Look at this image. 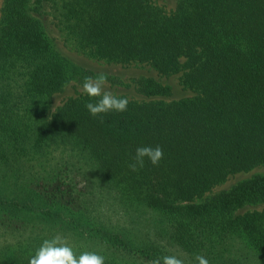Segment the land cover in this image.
Instances as JSON below:
<instances>
[{"label":"trees","instance_id":"16d2710c","mask_svg":"<svg viewBox=\"0 0 264 264\" xmlns=\"http://www.w3.org/2000/svg\"><path fill=\"white\" fill-rule=\"evenodd\" d=\"M40 1L0 0V160L19 171L52 146L73 144L105 183L81 174L73 189L0 192V214L15 228L44 224L0 264H28L57 234L78 237L77 254L98 251L106 264H153L163 255L185 264H196V255L209 264H264V209L237 211L264 202V175L205 196L231 174L264 165V0H178L173 10L156 0H56L58 24L75 48L180 74L193 93L163 99L172 86L141 76L137 91L150 99L119 95L129 99L127 111L97 116L85 94L44 113V99L72 75L97 74L77 64L70 71L32 12ZM141 144H159L164 155L134 172L128 165ZM107 205L116 218L102 213ZM234 236L254 260L234 250Z\"/></svg>","mask_w":264,"mask_h":264},{"label":"rangeland","instance_id":"374dc122","mask_svg":"<svg viewBox=\"0 0 264 264\" xmlns=\"http://www.w3.org/2000/svg\"><path fill=\"white\" fill-rule=\"evenodd\" d=\"M157 3L163 5L167 10H173L178 0H156ZM35 10L33 14L38 17L45 29L49 40L60 54L67 59L66 63L69 69L77 64L84 69L92 70L97 75L103 74L106 76L105 89L116 95H126L128 98L135 99H150L137 91L135 78L141 76L153 77L156 80L172 86V94L163 99H179L192 95L193 93L186 89L180 82V74L172 76H162L155 69L146 64H131L123 65L116 63H107L90 57L77 48L69 41L66 35L61 31L58 24L56 8L58 7L56 0H41L34 3ZM84 80H79L75 75H72L70 81L66 84L63 90L54 93L44 99L46 111L49 114L62 106L68 99L77 97L83 92ZM160 98V97H159ZM88 159L81 157L78 148L73 144L54 145L47 151L46 154H40L39 160L34 164H26L19 171H9L7 166L0 160V192L8 194L10 188H16L21 193L26 189L42 190L43 192L52 193L53 188L65 187L73 189L78 185V179L85 175L90 180L99 181L104 184L105 181L100 180L101 175L97 171H92ZM82 174V175H81ZM264 175V165L255 167L250 171H242L231 174L225 181L217 184L205 196H212L223 191H229L240 182L254 176ZM100 178V179H99ZM54 194V193H53ZM53 196V195H52ZM206 198V197H205ZM202 199H197L201 202ZM203 201V200H202ZM252 209H264V202L257 204H247L244 207H239L238 212H245ZM102 213L109 214L112 218H116L119 213L112 205H107L106 210ZM15 225L4 214H0V258L12 253L16 248L20 247L21 239L25 234H30L34 231L44 233V224L33 225L22 224ZM47 227V226H46ZM45 227V228H46ZM46 229H49L48 227ZM51 229V227H50ZM78 237H69V242L74 246L78 242ZM237 236H234L231 241L235 244L234 250H240L250 254V259L253 257V251L247 245L236 243Z\"/></svg>","mask_w":264,"mask_h":264},{"label":"clouds","instance_id":"9594fccd","mask_svg":"<svg viewBox=\"0 0 264 264\" xmlns=\"http://www.w3.org/2000/svg\"><path fill=\"white\" fill-rule=\"evenodd\" d=\"M106 79L103 74L84 78L83 92L89 98L85 108L92 116L111 111H127L129 99L106 90L104 87ZM163 155V148L159 144L138 145L128 167L135 172L143 168L146 161L152 165H158ZM195 261L196 264H209V260L203 255H196ZM28 264H106V257L95 250H84L77 254L69 242V237L57 234L40 242L33 254L29 256ZM153 264H185V262L176 255H163Z\"/></svg>","mask_w":264,"mask_h":264}]
</instances>
